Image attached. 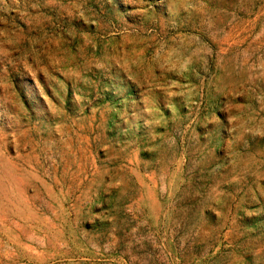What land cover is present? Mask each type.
Instances as JSON below:
<instances>
[{"label": "rangeland", "instance_id": "rangeland-1", "mask_svg": "<svg viewBox=\"0 0 264 264\" xmlns=\"http://www.w3.org/2000/svg\"><path fill=\"white\" fill-rule=\"evenodd\" d=\"M0 264H264V0H0Z\"/></svg>", "mask_w": 264, "mask_h": 264}]
</instances>
